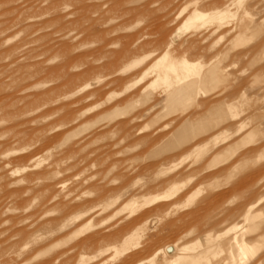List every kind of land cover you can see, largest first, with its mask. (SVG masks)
Here are the masks:
<instances>
[{
	"label": "rangeland",
	"instance_id": "374dc122",
	"mask_svg": "<svg viewBox=\"0 0 264 264\" xmlns=\"http://www.w3.org/2000/svg\"><path fill=\"white\" fill-rule=\"evenodd\" d=\"M177 255L264 264V0H0V264Z\"/></svg>",
	"mask_w": 264,
	"mask_h": 264
},
{
	"label": "bare ground",
	"instance_id": "6f19581e",
	"mask_svg": "<svg viewBox=\"0 0 264 264\" xmlns=\"http://www.w3.org/2000/svg\"><path fill=\"white\" fill-rule=\"evenodd\" d=\"M163 58H164V56H163ZM184 91H185V88H182L181 90H179L178 91L179 95L183 94ZM177 188H178V185L173 183V186L170 188V191L168 193L166 192L162 196H153V198L152 199L150 198L148 201L150 202V200H151V202H152L153 200H156L158 198L170 197L177 191ZM170 250H172V249H170ZM175 259H177L176 260V264H178V262H184V261H187V260L190 261V263H188V264H199L201 262V259L202 260L205 259L207 264H211V260H209V258L207 256H205V257H194V256H189V255H177Z\"/></svg>",
	"mask_w": 264,
	"mask_h": 264
}]
</instances>
